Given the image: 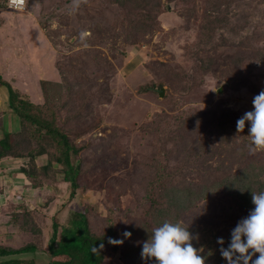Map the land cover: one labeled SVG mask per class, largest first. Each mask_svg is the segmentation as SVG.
Returning <instances> with one entry per match:
<instances>
[{"label":"rangeland","instance_id":"rangeland-1","mask_svg":"<svg viewBox=\"0 0 264 264\" xmlns=\"http://www.w3.org/2000/svg\"><path fill=\"white\" fill-rule=\"evenodd\" d=\"M5 2L0 0V74L13 87L42 102L39 79L57 80L54 62L88 48L73 45V41L81 31L90 32L92 22L109 28L110 37L105 38V43L91 48H99L113 70L104 73L92 66H80L97 84L87 82L85 86L99 96L83 108L76 101L60 112L69 117L76 113L77 118L68 127L81 132L71 133L76 143L83 145L80 157L85 170L74 198L69 199V185L59 173L56 180L44 178V184L32 187L20 172L27 158L0 160V245L18 248L32 243L36 250L17 257L27 258V264H48L52 221L66 223L71 212L80 207L87 209L91 227L102 231L112 210L118 229H126L132 223L139 231L135 232L134 244L128 240V247L123 246L117 253L106 250L103 264H156L154 258L142 259L146 240L140 242L142 236L147 240L151 237L145 222L149 219L140 204L142 178L160 160L165 140L164 135L155 133V125L163 129L167 122L175 125L180 115L212 108H225L239 119L253 110L254 96L264 90V63L244 64L235 76L227 79L220 71L198 73L187 49L197 39L198 19L186 5L174 1L166 3L167 8L158 15L163 31L145 35L137 42L125 40L128 31L113 27L122 14L102 1L91 2L90 8H81L75 14L68 11L71 0H27L23 10L12 9ZM201 5L199 0L197 11ZM113 34L119 35L111 37ZM252 44L264 47V22ZM170 67L186 71L192 81L188 79L186 84L176 87L164 82V95L160 97L149 88H160L158 83L166 79ZM158 113L163 116L158 117ZM16 125V116L8 107L7 91L0 87V136ZM249 127L246 122L248 134ZM45 160L44 156L36 158L37 164ZM27 211L32 212L30 224ZM249 211L219 191L196 202L179 223L198 237L192 243L201 250L205 264H228L220 248L228 247L231 230ZM25 224L29 230L24 228ZM34 227L38 233L33 232ZM218 238L224 239L223 245ZM123 241L125 244L126 240ZM258 256L256 253L253 260Z\"/></svg>","mask_w":264,"mask_h":264},{"label":"trees","instance_id":"trees-1","mask_svg":"<svg viewBox=\"0 0 264 264\" xmlns=\"http://www.w3.org/2000/svg\"><path fill=\"white\" fill-rule=\"evenodd\" d=\"M96 1H102L122 14L113 27L128 31L125 40L129 42L163 31L158 15L166 3L174 1L186 5L198 19L197 39L187 46L188 57L198 73L220 71L227 79L235 76L244 64L264 63V47L252 44V38H256L264 22V0H255L254 4L247 2L251 0H200V11L196 9L199 0H88L81 8L87 10L89 4ZM88 29L92 34L86 41H81L80 34L73 41V45L88 48L54 62L59 78L39 79L42 102L13 87L0 74V87L7 91L8 107L16 116L17 124L15 129L4 131L0 136V160L4 157L27 158L20 172L32 187L44 184V178L56 180V173H59L69 185V199L80 190V177L85 172L80 157L83 145H78L71 137V133L81 135V132H73L68 127V123L77 118L76 113L69 117L60 112L76 101L83 108L99 96L85 86L87 82L97 84L80 66H92L104 73L113 70L107 57L101 56V50L91 48L105 43V38L110 37L107 35L109 28L92 22ZM115 35L119 34L111 37ZM166 74V79L158 86L167 82L176 87L186 84L188 79L192 81L184 70L176 71L170 67ZM227 82L234 85L232 81ZM157 116L163 115L158 113ZM237 120L235 114L225 108H212L192 112L189 116L180 115L175 125L167 122L163 129L155 125V133L164 135L165 140L160 160L142 178L140 195V204L145 207L149 219L145 221L146 227L151 235L153 229L165 221L179 223L196 202L219 191L244 209L255 207L252 191H264V151L249 154L251 138L245 129L237 132ZM39 156L45 157V163L37 164ZM31 214L27 213V224L32 221ZM24 228L29 230L26 224ZM125 228H117L114 212L109 210L104 229L95 231L87 209L78 207L66 223L52 221L47 246L48 264H103L106 250L117 253L123 246L128 247L129 241L135 243V232L139 229L132 223ZM32 230L38 233L36 227ZM126 231L131 236L123 235L125 244L108 243L109 238L123 240L121 232ZM141 238L140 242L147 240L146 236ZM101 243L103 249L93 252V247L99 248ZM36 249L32 243L18 248L0 245V264H27V258L17 257L18 254Z\"/></svg>","mask_w":264,"mask_h":264},{"label":"clouds","instance_id":"clouds-1","mask_svg":"<svg viewBox=\"0 0 264 264\" xmlns=\"http://www.w3.org/2000/svg\"><path fill=\"white\" fill-rule=\"evenodd\" d=\"M27 0H10V4L15 7H24ZM88 0H71L69 14L77 13L82 5H86ZM90 36L87 31H81V41H86ZM253 110L245 112L236 122L237 132H243L246 122L250 124L249 136L251 138L248 145L250 155H255L258 151H264V90L255 95L253 100ZM252 203L255 205L249 214L240 219L237 225L231 230V240L227 248L221 247V256L227 260L228 264H264V191H252ZM130 237V232L123 234ZM193 234L187 227L180 223L165 221L161 226L153 229L151 237L143 242L141 257L144 260L154 258L156 264H205V257L193 246ZM108 243L122 244L123 240L109 238ZM220 245L224 244L223 238H218ZM104 245L99 248L93 247V252H99ZM251 250V251H250ZM259 256L253 260V256Z\"/></svg>","mask_w":264,"mask_h":264},{"label":"water","instance_id":"water-1","mask_svg":"<svg viewBox=\"0 0 264 264\" xmlns=\"http://www.w3.org/2000/svg\"><path fill=\"white\" fill-rule=\"evenodd\" d=\"M149 89L156 92L160 97H162L164 95V88L163 87H160V88L150 87Z\"/></svg>","mask_w":264,"mask_h":264},{"label":"built area","instance_id":"built-area-1","mask_svg":"<svg viewBox=\"0 0 264 264\" xmlns=\"http://www.w3.org/2000/svg\"><path fill=\"white\" fill-rule=\"evenodd\" d=\"M6 4H7L8 7L12 8V9H15V10H23V9L25 8V6L22 7V8L12 6V5L10 4V0H7V3H6Z\"/></svg>","mask_w":264,"mask_h":264}]
</instances>
